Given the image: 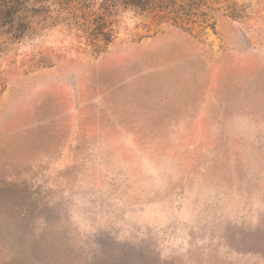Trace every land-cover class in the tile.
<instances>
[{"label": "rangeland", "instance_id": "obj_1", "mask_svg": "<svg viewBox=\"0 0 264 264\" xmlns=\"http://www.w3.org/2000/svg\"><path fill=\"white\" fill-rule=\"evenodd\" d=\"M0 37V264H264V0H41Z\"/></svg>", "mask_w": 264, "mask_h": 264}, {"label": "trees", "instance_id": "obj_2", "mask_svg": "<svg viewBox=\"0 0 264 264\" xmlns=\"http://www.w3.org/2000/svg\"><path fill=\"white\" fill-rule=\"evenodd\" d=\"M42 2L41 0H0V37L10 36L20 39L29 25L36 23V16L45 11L37 8Z\"/></svg>", "mask_w": 264, "mask_h": 264}]
</instances>
